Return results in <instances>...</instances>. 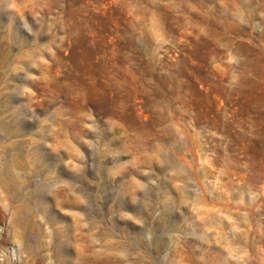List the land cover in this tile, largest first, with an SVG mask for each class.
<instances>
[{"label": "rangeland", "instance_id": "374dc122", "mask_svg": "<svg viewBox=\"0 0 264 264\" xmlns=\"http://www.w3.org/2000/svg\"><path fill=\"white\" fill-rule=\"evenodd\" d=\"M0 264H264V0H0Z\"/></svg>", "mask_w": 264, "mask_h": 264}]
</instances>
